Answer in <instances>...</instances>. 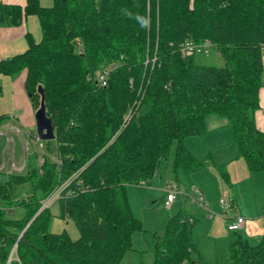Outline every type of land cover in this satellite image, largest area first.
<instances>
[{"label": "trees", "instance_id": "obj_1", "mask_svg": "<svg viewBox=\"0 0 264 264\" xmlns=\"http://www.w3.org/2000/svg\"><path fill=\"white\" fill-rule=\"evenodd\" d=\"M150 18L140 26L136 16ZM37 17L42 37L28 50L0 62V75L26 72L25 89L35 110L44 88L55 133V159L34 154L24 173L0 178V264H120L143 226L132 213L129 185H149L162 163L176 174L208 168L185 145L207 133L206 119L229 120L251 173L264 171V133L255 123L264 86V0H27L25 8L0 5V27ZM210 40L221 67L197 64L181 45ZM205 56V55H202ZM155 59V61H153ZM115 66L106 87L94 78ZM91 76L93 78L91 79ZM9 120L0 116V127ZM46 147L49 150V143ZM230 184L226 168L217 169ZM3 171H0V175ZM70 182V183H69ZM30 183L46 200L55 191L61 217L80 237L49 232L50 207L34 196L14 197ZM183 200L161 236L154 235V264L192 262L198 252L197 220ZM24 207L23 220L7 212ZM202 264H209L201 257ZM227 264H264V233L256 245L233 232Z\"/></svg>", "mask_w": 264, "mask_h": 264}, {"label": "rangeland", "instance_id": "obj_2", "mask_svg": "<svg viewBox=\"0 0 264 264\" xmlns=\"http://www.w3.org/2000/svg\"><path fill=\"white\" fill-rule=\"evenodd\" d=\"M40 2L44 7H50L53 4V0H40ZM195 60L197 64L217 67L224 65L223 59L213 50L205 56L197 55ZM28 100L30 101L29 98ZM6 101L5 99V103L4 101L0 103V108L3 110L8 107ZM27 117L28 115L24 112V119H21L22 122H20L25 141L17 135V132L11 130L13 141L7 145V136L4 137L0 133V166L3 158L6 165V168L2 170L3 174L0 175L1 179L8 173H24L26 171V168L20 171L12 169L13 158H15L17 167L22 164L21 145L29 147L30 162H33L36 153L39 154V157L46 153L51 158H56V142L49 143V150L45 141L36 142L35 112L30 119ZM5 123H9L8 120ZM6 131L5 126L0 127V132ZM203 138L195 139L194 150H191V146L190 148L186 147L199 160L208 162V168L191 175L176 174L173 165L176 150V143H174L169 160L162 163L151 184L127 187L133 216L141 222L143 230L133 233L132 249L125 253L120 264H154V235L161 236L163 234L170 219L181 211L183 200L191 196L194 186L203 189L205 197V206L192 204L194 207L191 210L197 220L192 238L197 245L198 252L192 255V262L186 261L182 264H202L201 257L209 264H227L230 239L233 235L227 226L232 216L242 215V218L247 222L246 228L237 232L247 236L251 245H256L261 240L264 233V171L251 173L246 162L237 158L238 149L234 143L232 127L222 128ZM211 139L214 141H210ZM26 163H28V157ZM224 167L229 174L230 181L235 184V197L231 193L232 186L225 183L218 174L217 169ZM172 190H177L176 198L170 206H166L167 196ZM13 194L17 199H26L31 196H34L38 201L44 199L40 191L34 192L30 183L14 186ZM54 198H58L56 191L46 200ZM231 199L235 200V207L225 209L222 200L229 203ZM49 209V232L52 234L66 232L72 240H78L80 237L78 228L74 221L61 217L58 201L52 203ZM25 217L26 209L24 207H15L7 212V218L10 220H23Z\"/></svg>", "mask_w": 264, "mask_h": 264}, {"label": "crops", "instance_id": "obj_3", "mask_svg": "<svg viewBox=\"0 0 264 264\" xmlns=\"http://www.w3.org/2000/svg\"><path fill=\"white\" fill-rule=\"evenodd\" d=\"M1 4L20 6L22 8H25V6L27 5V0H0V5ZM29 37L33 39L35 42H39L42 37L41 27L37 17L35 16L24 17L19 25H5L0 27V62L25 53L29 48ZM263 67H264V54H263ZM25 80H26L25 71L21 72L19 75L16 76L0 75V103L2 101H4L5 103V99H6L7 100L6 106H8L4 110L0 108V116L5 115L9 117L8 120L9 123H5L4 125H2L7 128L6 131L7 133L6 132H0V133L4 137L7 136L6 138L7 145L9 143L10 138L13 140V137L11 136V134L13 133L11 132L12 128L18 129L20 133H17V135L21 139H23V135H22L23 131L20 126V122H22V120L24 119V112L25 114L28 115L27 118L29 119L32 116V114L36 112V110L34 109L31 103V100L30 101L28 100L29 96L25 89ZM259 106L260 108L255 112V123L258 130L264 133V86L261 87V89L259 90ZM206 127H207V133L204 136L211 135L212 133L218 132L225 127L231 128L229 120L227 118L225 117L223 118L217 115H210L207 117ZM204 136H202L201 138L198 137L188 138L187 140H185L186 143L185 145L189 148L191 146V150H194L193 145L195 144L196 141L195 139H202ZM16 138L18 139L17 136ZM210 141L213 142L214 140L211 139ZM23 147L24 146L21 145L22 164L20 167L16 166L15 158H13L12 169L15 171H20L18 169L22 167L24 162L25 163L27 162V157L25 156ZM4 168H6V165L3 158L2 165L0 166V171H2ZM230 184L232 186L231 193L235 197L236 196V193L234 192L235 184H233L231 181ZM198 189L205 200L203 189L201 188ZM227 204H229V209H233L235 207V200L231 199L230 202ZM193 207L194 206H192V204L188 205V209L190 208V212ZM192 212L191 214H193ZM239 217L242 218V215L232 216L228 222V225L233 220ZM246 224L247 222L245 221L243 228H241L240 230H244L246 228Z\"/></svg>", "mask_w": 264, "mask_h": 264}, {"label": "built area", "instance_id": "obj_4", "mask_svg": "<svg viewBox=\"0 0 264 264\" xmlns=\"http://www.w3.org/2000/svg\"><path fill=\"white\" fill-rule=\"evenodd\" d=\"M212 48H213V46H212V43L210 40H206L205 42L200 43V44L194 43L192 41H188V42L181 45V51L184 55H192V54L208 55L211 53ZM153 61H155V59ZM114 69H115V66H110L108 68L103 69L99 74H97L94 77L101 87L107 86L109 76ZM92 78H93V76H91V79ZM12 131L20 133V131L16 128H13ZM35 139H36L37 143L41 142L37 136L35 137ZM12 141L13 140L10 138L9 142H12ZM23 150H24L25 156L28 157L29 156V150H30L29 147L24 145ZM38 160H39V163L44 162V159L42 156H40ZM26 166H27V164L24 162L22 167L19 168L18 170H24L26 168ZM69 183L65 184L60 190L57 191L58 198L41 201L42 210L49 208L52 205V203L58 201V199L61 196V192L64 190V188H66L68 186ZM176 194H177V190H172V192H170V194H168L167 200H166V206H170V204L175 200ZM188 199H190V201L193 202L194 204H200L202 206H205V200H204L201 192L199 191V189L195 186L192 188V194H191V196H188ZM222 205L224 206L225 209L229 208V204H227L223 200H222ZM244 223H245V220L243 218H241V217L236 218L235 220H233L228 225V230H230L232 232L239 231L241 228H243Z\"/></svg>", "mask_w": 264, "mask_h": 264}, {"label": "water", "instance_id": "obj_5", "mask_svg": "<svg viewBox=\"0 0 264 264\" xmlns=\"http://www.w3.org/2000/svg\"><path fill=\"white\" fill-rule=\"evenodd\" d=\"M38 94L41 97L40 106L35 112L36 135L40 141L55 140V133L51 118L47 114L46 95L43 86L38 87Z\"/></svg>", "mask_w": 264, "mask_h": 264}, {"label": "clouds", "instance_id": "obj_6", "mask_svg": "<svg viewBox=\"0 0 264 264\" xmlns=\"http://www.w3.org/2000/svg\"><path fill=\"white\" fill-rule=\"evenodd\" d=\"M136 19L142 28L147 29L150 26L151 21L149 17L137 15Z\"/></svg>", "mask_w": 264, "mask_h": 264}]
</instances>
